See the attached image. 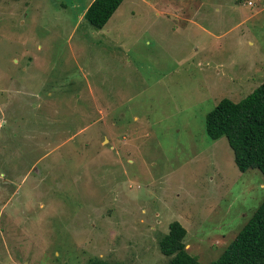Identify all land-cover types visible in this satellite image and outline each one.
Masks as SVG:
<instances>
[{
  "label": "rangeland",
  "instance_id": "1",
  "mask_svg": "<svg viewBox=\"0 0 264 264\" xmlns=\"http://www.w3.org/2000/svg\"><path fill=\"white\" fill-rule=\"evenodd\" d=\"M91 1L0 0V264H165L173 220L209 264L264 197L205 132L264 81V0Z\"/></svg>",
  "mask_w": 264,
  "mask_h": 264
},
{
  "label": "trees",
  "instance_id": "2",
  "mask_svg": "<svg viewBox=\"0 0 264 264\" xmlns=\"http://www.w3.org/2000/svg\"><path fill=\"white\" fill-rule=\"evenodd\" d=\"M123 0H92L83 18L102 28ZM205 132L212 140L226 137L234 163L241 172L258 169L264 178V81L238 101L221 98L205 116ZM235 236L209 264H264V197ZM185 227L177 220L159 238L160 252L168 257L165 264H203L191 255L184 238ZM86 264H111L95 258ZM160 264V263H154Z\"/></svg>",
  "mask_w": 264,
  "mask_h": 264
},
{
  "label": "crops",
  "instance_id": "3",
  "mask_svg": "<svg viewBox=\"0 0 264 264\" xmlns=\"http://www.w3.org/2000/svg\"><path fill=\"white\" fill-rule=\"evenodd\" d=\"M168 8H172V9H174L175 12H177V13H182V9H180V7L178 8L177 5H176V6L173 5V3H168L165 7H163V8L160 10V12H161V11H163V12H169V11L167 10Z\"/></svg>",
  "mask_w": 264,
  "mask_h": 264
}]
</instances>
